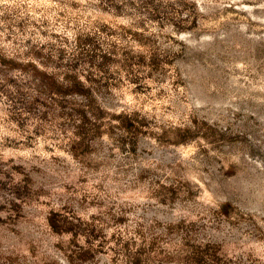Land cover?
I'll return each mask as SVG.
<instances>
[{
  "label": "rangeland",
  "instance_id": "obj_1",
  "mask_svg": "<svg viewBox=\"0 0 264 264\" xmlns=\"http://www.w3.org/2000/svg\"><path fill=\"white\" fill-rule=\"evenodd\" d=\"M74 58L93 137L32 63ZM189 244L264 264V0H0V264H182Z\"/></svg>",
  "mask_w": 264,
  "mask_h": 264
},
{
  "label": "trees",
  "instance_id": "obj_2",
  "mask_svg": "<svg viewBox=\"0 0 264 264\" xmlns=\"http://www.w3.org/2000/svg\"><path fill=\"white\" fill-rule=\"evenodd\" d=\"M87 40H91V38H88ZM102 58L103 60H107L108 58H110L109 53L105 52L102 55ZM77 59L78 58H74V60L71 62L72 64H70V70H63L65 68H61L60 66L58 68L55 67V71L41 70L37 66V63L33 61L32 63L35 64V71L41 74L39 80L43 84L47 92L51 94L52 99L56 96H59V98L61 99L64 97L74 98L73 101H69L68 106L64 107L63 105H60V107H64V110L66 109V112L64 113L67 115L66 117H68L69 121H73L74 125L77 124L75 128H77L78 131L75 133L79 134L80 136L93 137L96 133L101 132V123L102 121H104V119H99L98 122L94 123L95 127L93 129L87 130L85 128V123L89 120V113L87 112V110H85V107H91L92 101H96V97L94 96V89L92 86V80L94 81L96 79V76H94V72L91 70V73L89 75L81 74L79 70H75V68H77L76 64H78ZM89 63L96 68L99 67V70H102V68L104 67L101 64L95 63L94 55L90 56ZM57 69H59V71H57ZM60 71H64L65 74L60 75ZM83 75L85 79L83 78ZM96 106L97 110L103 112V107L99 105V103H96ZM29 107L30 106H27L25 109ZM78 116L80 117V120H77ZM135 123L136 121L130 120V124L132 126L134 125L136 128L142 129L139 123H137V125ZM83 127L86 131L83 130ZM50 224L54 229L57 230L73 231V228L61 226L54 220H50ZM189 247L190 248L186 250L187 254L182 264H235V259L223 256L220 250H218L216 246H212V244H189ZM83 251L86 252V249H83L80 253H84Z\"/></svg>",
  "mask_w": 264,
  "mask_h": 264
}]
</instances>
